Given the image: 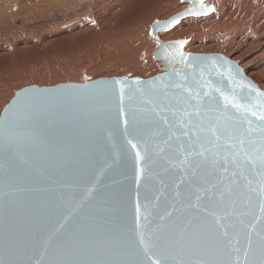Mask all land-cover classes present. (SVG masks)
Returning a JSON list of instances; mask_svg holds the SVG:
<instances>
[{
  "label": "water",
  "instance_id": "water-1",
  "mask_svg": "<svg viewBox=\"0 0 264 264\" xmlns=\"http://www.w3.org/2000/svg\"><path fill=\"white\" fill-rule=\"evenodd\" d=\"M180 1L150 25L159 73L32 84L4 105L0 264H264V90L157 37L212 10Z\"/></svg>",
  "mask_w": 264,
  "mask_h": 264
},
{
  "label": "rangeland",
  "instance_id": "rangeland-1",
  "mask_svg": "<svg viewBox=\"0 0 264 264\" xmlns=\"http://www.w3.org/2000/svg\"><path fill=\"white\" fill-rule=\"evenodd\" d=\"M0 1L8 2L7 6L0 7V113L15 92L28 85L80 82L84 75L91 80L121 76L148 78L160 72V62L152 56L157 43L150 33V25L155 19H167L187 5L180 0ZM207 4L212 6V12L218 9L212 2ZM230 7L229 0H225L218 13L220 23L229 22ZM203 16L196 18L201 20L199 17ZM190 18L198 21L194 16L184 18L172 28L159 32V37L184 39L183 47L187 51L191 44L201 46L193 49L194 53L224 55L264 90V71L257 68L261 60L264 63V52L256 48L255 40L242 43L240 30L219 32L220 36H216V31L210 27L203 29L201 23L193 19L191 23ZM180 29L182 32L174 37L162 36ZM238 46L243 47L238 49Z\"/></svg>",
  "mask_w": 264,
  "mask_h": 264
},
{
  "label": "bare ground",
  "instance_id": "bare-ground-1",
  "mask_svg": "<svg viewBox=\"0 0 264 264\" xmlns=\"http://www.w3.org/2000/svg\"><path fill=\"white\" fill-rule=\"evenodd\" d=\"M30 1V0H28ZM67 1V0H66ZM112 2V1H111ZM214 3L218 9L215 11V12H212V14L210 15H205L206 17L204 18L203 17H199L201 18V20L197 19L198 21H196L195 19L193 18H190L191 19V23H192V19L194 20V22L196 21L197 23H201V27L203 29H206V28H209L211 30H214L217 32L216 36H220L219 35V32H228V31H233V30H240L241 32H239L238 34L242 36V43L250 39L252 40H255L257 42V45H256V48L261 51L264 52V0H229L230 2V15H229V22L227 24H224V23H220L219 20H218V13H219V10H220V7L224 4L225 0H207L206 3ZM8 2H4V1H0V7L2 6H7ZM69 3V1H68ZM95 3V2H94ZM93 4V3H92ZM186 7V6H184ZM179 10V9H178ZM182 10V9H181ZM94 18H96V16H94ZM189 18V17H188ZM160 20V19H159ZM141 21V20H140ZM188 22V20H187ZM189 23V24H191ZM196 23V24H197ZM200 25V24H199ZM72 26V25H71ZM74 26V25H73ZM189 27V26H188ZM194 27V26H193ZM140 29V26L138 27ZM198 28V27H196ZM208 30V29H207ZM206 30V31H207ZM134 31V30H133ZM138 31V30H137ZM182 32L181 29L180 31H177V30H171V31H168L167 34H163L162 33V36L163 37H174V34H178ZM151 33V31H150ZM131 34V33H130ZM138 34V33H137ZM140 34V33H139ZM207 34V32L205 33L204 32V35ZM136 34H134L133 36L135 37ZM130 36V35H129ZM201 36V35H199ZM127 38V36H125ZM132 37V35H131ZM130 37V38H131ZM157 37L160 39V40H163L162 38L159 37V32L157 33ZM203 37V36H201ZM125 39V38H124ZM132 39V38H131ZM179 39V38H178ZM173 40V39H172ZM126 41V40H125ZM199 41H202V40H199ZM198 41V42H199ZM204 41V40H203ZM153 43V42H152ZM184 45V44H183ZM190 45V44H189ZM202 45V44H200ZM244 45V44H243ZM134 46H135V43H134ZM210 46V45H209ZM245 46V45H244ZM205 47V46H204ZM243 47V46H242ZM240 47V48H242ZM135 48H137L135 46ZM141 48V47H140ZM140 48H138L140 50ZM188 51L186 49H184V47H182L183 51H187V52H192L194 53V50L193 49H198V48H201L200 47H193L192 44L191 46H188ZM209 48V47H208ZM239 46H238V49H240ZM255 48V49H256ZM212 49V48H211ZM237 49V50H238ZM204 50H206L204 48ZM254 50V49H253ZM236 51V50H235ZM255 52V51H254ZM253 52V53H254ZM261 52V54L263 53ZM134 53V52H133ZM221 53V52H220ZM231 53H233L231 51ZM224 54V53H223ZM251 54V53H250ZM249 54V55H250ZM135 55V54H134ZM222 55V54H221ZM263 55V54H262ZM246 57H248V55H246ZM134 58V57H133ZM261 58V57H260ZM229 59V58H228ZM247 59V58H246ZM255 60V58H253ZM127 61V58L125 59ZM124 60V62H126ZM133 60V59H132ZM262 61V60H261ZM260 61V63H261ZM256 62V61H254ZM259 62V61H257ZM258 63V66L259 64ZM129 64V63H128ZM247 64H249V62L247 61ZM262 64V63H261ZM125 66V64H123ZM257 66V65H256ZM257 68L260 70V71H264V63L262 64V66L260 65V67H262L263 70L260 69V67ZM253 67V66H252ZM254 68H255V64H254ZM256 68V69H257ZM158 70V69H156ZM258 70V72H260ZM132 71V70H131ZM161 71V70H160ZM251 72V71H250ZM253 72V71H252ZM261 72V73H262ZM159 73V72H158ZM260 73V74H261ZM245 74V73H244ZM256 74H258L256 72ZM246 75V74H245ZM81 74L79 75L78 74V79L80 78ZM247 76V75H246ZM77 77V75H76ZM82 77V76H81ZM141 77V76H140ZM261 77V76H260ZM104 78H107V77H104ZM143 78V77H142ZM146 78V77H145ZM81 79V78H80ZM262 79V78H261ZM264 80V79H262ZM75 82H78V81H75ZM262 90V89H261Z\"/></svg>",
  "mask_w": 264,
  "mask_h": 264
},
{
  "label": "snow or ice",
  "instance_id": "snow-or-ice-1",
  "mask_svg": "<svg viewBox=\"0 0 264 264\" xmlns=\"http://www.w3.org/2000/svg\"><path fill=\"white\" fill-rule=\"evenodd\" d=\"M260 118H261V119H264V115H261ZM241 143H243V142H241ZM146 251H147V249H146ZM153 264H159V261H153Z\"/></svg>",
  "mask_w": 264,
  "mask_h": 264
}]
</instances>
